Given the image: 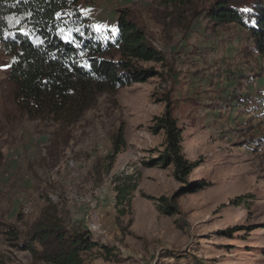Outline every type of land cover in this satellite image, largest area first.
Returning a JSON list of instances; mask_svg holds the SVG:
<instances>
[{
    "label": "rangeland",
    "instance_id": "obj_1",
    "mask_svg": "<svg viewBox=\"0 0 264 264\" xmlns=\"http://www.w3.org/2000/svg\"><path fill=\"white\" fill-rule=\"evenodd\" d=\"M213 1L78 0L98 29L128 13L164 59L57 111L17 98L0 43V264H52L18 245L44 208L93 244L81 264H264V56L240 25L205 19ZM167 102L195 166L184 181L153 161Z\"/></svg>",
    "mask_w": 264,
    "mask_h": 264
},
{
    "label": "trees",
    "instance_id": "obj_2",
    "mask_svg": "<svg viewBox=\"0 0 264 264\" xmlns=\"http://www.w3.org/2000/svg\"><path fill=\"white\" fill-rule=\"evenodd\" d=\"M77 3L0 0V43L10 56L7 79L29 110L46 107L57 111L59 104L91 88L109 91L141 82L152 71L141 69L136 62L164 59L128 13L117 15L113 29H98L86 22ZM205 19L213 25H240L247 31L253 50L264 56V0H214L205 11ZM157 126L164 130L165 146L153 161L162 167L172 165L174 177L184 181L195 166L181 155L180 129L169 102L157 118ZM119 151L116 137L112 156ZM131 188H116L118 203ZM161 200L162 210L169 211L168 201ZM18 245L52 264H81L80 256L93 247L86 238H78L64 227L51 208L42 210Z\"/></svg>",
    "mask_w": 264,
    "mask_h": 264
}]
</instances>
